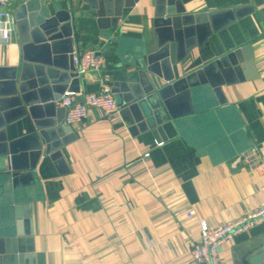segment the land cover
Masks as SVG:
<instances>
[{"label":"crops","instance_id":"1","mask_svg":"<svg viewBox=\"0 0 264 264\" xmlns=\"http://www.w3.org/2000/svg\"><path fill=\"white\" fill-rule=\"evenodd\" d=\"M61 1L68 6V0ZM72 4L75 48L114 59L106 58L101 72L81 76L80 92H97L101 82L111 86L125 78L118 48L144 42L148 51L153 49L154 0L123 9L117 27L105 31L87 5ZM251 6V13L173 67L181 76L250 45L254 70L247 75H256L222 86L225 103L208 96L183 131L160 146L148 133L130 135L120 116L108 119L90 108L87 118L70 126L76 137L60 150L68 172L39 159L24 200L34 249L28 264H190L200 218L219 225L264 204V0L186 4L189 13ZM20 57L19 45L0 37V67H12ZM61 108L57 103L56 110ZM27 125L28 117L17 120L8 139L26 136ZM188 211L194 213L191 218ZM257 247L264 253V220L224 242L219 254L225 264H240V256Z\"/></svg>","mask_w":264,"mask_h":264},{"label":"water","instance_id":"2","mask_svg":"<svg viewBox=\"0 0 264 264\" xmlns=\"http://www.w3.org/2000/svg\"><path fill=\"white\" fill-rule=\"evenodd\" d=\"M78 1L95 12L97 26L104 31L117 27L122 10L138 2ZM190 1L154 0L153 49L148 51L144 42L117 49L125 78L114 81L111 92L132 136L148 133L160 143L182 132L208 96L225 103L222 86L256 75H247L254 70L250 45L175 75L173 67L193 49L253 11L251 6L189 13ZM74 11L72 0L67 7L61 0H27L8 17V40L19 45L21 57L12 67H0V264L34 260L31 215L24 200L39 159L47 158L60 173L68 172L60 150L76 136L63 124L65 109L56 110V104L66 92L80 91L73 65L79 52ZM26 117L31 121L27 135L8 139L13 123ZM258 248L241 255L240 264H263L264 253Z\"/></svg>","mask_w":264,"mask_h":264},{"label":"built area","instance_id":"3","mask_svg":"<svg viewBox=\"0 0 264 264\" xmlns=\"http://www.w3.org/2000/svg\"><path fill=\"white\" fill-rule=\"evenodd\" d=\"M25 1L0 0V37L4 41L8 40V17L11 10ZM73 65L81 77L88 73L101 72L106 65V58L93 49H86L74 54ZM58 103L65 109L64 123L69 126L87 118L90 108L99 110L101 115L108 119L119 116V108L111 92V86L106 82L100 83L97 92H66ZM157 145L160 146L162 143ZM148 156V152L143 154V157ZM193 214V211L186 212L188 218H191ZM263 220L264 204L253 212L219 225H210L206 219L200 218L197 221L198 238L189 247L190 264H225L219 254L220 246L252 229Z\"/></svg>","mask_w":264,"mask_h":264},{"label":"trees","instance_id":"4","mask_svg":"<svg viewBox=\"0 0 264 264\" xmlns=\"http://www.w3.org/2000/svg\"><path fill=\"white\" fill-rule=\"evenodd\" d=\"M107 60L113 61L114 59L110 56H106Z\"/></svg>","mask_w":264,"mask_h":264}]
</instances>
